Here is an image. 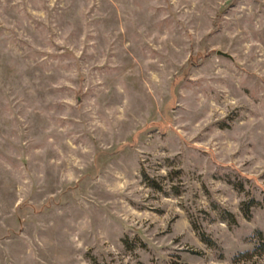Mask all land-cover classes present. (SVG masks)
I'll return each mask as SVG.
<instances>
[{
  "label": "rangeland",
  "instance_id": "374dc122",
  "mask_svg": "<svg viewBox=\"0 0 264 264\" xmlns=\"http://www.w3.org/2000/svg\"><path fill=\"white\" fill-rule=\"evenodd\" d=\"M0 264H264V0H0Z\"/></svg>",
  "mask_w": 264,
  "mask_h": 264
},
{
  "label": "water",
  "instance_id": "95a60500",
  "mask_svg": "<svg viewBox=\"0 0 264 264\" xmlns=\"http://www.w3.org/2000/svg\"><path fill=\"white\" fill-rule=\"evenodd\" d=\"M219 54H222V55L228 56L227 54H225V53H222V52H219Z\"/></svg>",
  "mask_w": 264,
  "mask_h": 264
}]
</instances>
